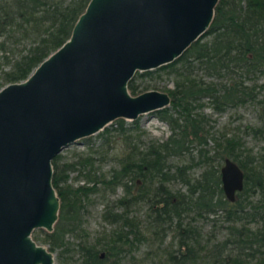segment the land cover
I'll return each instance as SVG.
<instances>
[{"label": "trees", "instance_id": "obj_1", "mask_svg": "<svg viewBox=\"0 0 264 264\" xmlns=\"http://www.w3.org/2000/svg\"><path fill=\"white\" fill-rule=\"evenodd\" d=\"M87 2L0 0V87L26 78L60 46ZM162 72L174 77V86L165 87L171 100L152 113L167 123L170 133L140 147L127 132L126 119H114L113 129L125 146L120 155L112 156L119 165L108 171L94 164L103 157L89 154L60 163V153L56 154L52 182L60 199L59 213L42 240L49 250L58 248L61 256L73 244L76 262L64 257L61 264H116L147 238L129 213L132 205L144 203L152 238L161 243L168 233L173 236L170 248L162 250V260L154 264H264V145L253 154L240 136L213 130L202 111L205 106L222 112L264 104L258 97L263 83L257 82L264 76V0H218L209 26L196 40L174 60L136 71L127 87L132 94L144 91L147 86L138 83L137 76L151 79ZM247 128L264 140L263 118ZM184 154L189 155L188 162L170 161ZM225 157L244 173L243 188L233 200L224 194L220 179ZM196 165L203 168L193 176L190 171ZM70 171H77L80 183L67 181ZM174 182L184 189L173 188ZM118 186L123 194L102 203L101 211L102 220L114 227L90 237L83 227L90 196ZM70 237L77 241L72 243Z\"/></svg>", "mask_w": 264, "mask_h": 264}, {"label": "water", "instance_id": "obj_2", "mask_svg": "<svg viewBox=\"0 0 264 264\" xmlns=\"http://www.w3.org/2000/svg\"><path fill=\"white\" fill-rule=\"evenodd\" d=\"M217 1L88 0L60 46L0 87V264H54L32 236L58 218L52 158L118 117L169 105L167 91L132 94L127 82L178 57L207 29ZM220 179L233 200L244 173L225 157Z\"/></svg>", "mask_w": 264, "mask_h": 264}, {"label": "rangeland", "instance_id": "obj_3", "mask_svg": "<svg viewBox=\"0 0 264 264\" xmlns=\"http://www.w3.org/2000/svg\"><path fill=\"white\" fill-rule=\"evenodd\" d=\"M207 38L208 37H205V39ZM136 81L141 85H146V89L154 88L165 90V87L174 86V77L163 72L160 77H154L151 79L138 75ZM257 82L259 84L263 83V87L260 88L258 97L259 99L264 100V76L259 78ZM202 111L206 114V116H208L209 124L213 126V130L217 129V131H225L228 134L235 133L240 136L241 140L244 142V146L249 148L253 154H256L264 145V140L255 138L247 131V126L259 125L260 119H264V104L231 107L222 112H216L212 108L205 106ZM260 114L262 115L261 117ZM126 121V125L128 127L127 132L133 136L134 142H139L140 147L144 146L145 143H148L153 139H163L170 133L167 123L157 118L152 112L140 114L137 118H135V122L128 119H126ZM115 125V122H110L107 126L111 129L109 128L110 130L104 134L99 135V131H103V129H101L98 132L81 137L78 140L69 143L59 152V162H71L76 160L79 156L91 154L97 158L103 157L99 161L96 160L94 164L97 166L100 163L99 165L104 171H108L112 166L119 165L117 158H113L112 156L120 155V152L124 149L125 143L121 134H119L117 130L113 129ZM209 145H212V139H209ZM193 154L195 159H198V155H196L195 151H193ZM188 156L189 155L184 154L181 157H172L170 161L176 164H183L189 161L190 157ZM221 164L222 161H220V165ZM202 168V165H196L192 168L190 174L196 176ZM68 175V182L73 183V185L80 183L78 179H75L77 171H70L68 172ZM171 186L173 188L184 189V186L180 182H174ZM122 194L123 189L118 186L114 191H105L103 194L101 192H97L90 196V202L87 203L86 211L83 215V227L89 233L90 237H95L102 231L109 233V231L114 227L113 224L102 220V203L114 200ZM130 211V215L135 216L139 221L141 231L143 233L142 235L145 237L147 236V238L142 240L140 243H137V248L132 253L126 254L120 262L116 264H154V262H159V260H162L163 258L162 250L165 249V247L170 248L171 241L173 240L172 233H168V235L164 237L163 241L158 243L157 240L152 238L153 236L148 230L150 218L146 214L147 206L144 203H136L130 207ZM205 228L209 229V226L205 225ZM213 229L216 230L217 228ZM45 231L46 230L43 228H35L32 231V236L35 237L33 238L37 242L48 248V243L44 242L41 238L43 232ZM216 232L219 237L223 235V233H221V229L219 228ZM69 241L74 243L77 239L70 237ZM70 248L71 250L66 252L65 256L60 255V250L58 248L53 250L54 264H61L64 257L76 262L78 255L73 248V244L70 245Z\"/></svg>", "mask_w": 264, "mask_h": 264}]
</instances>
